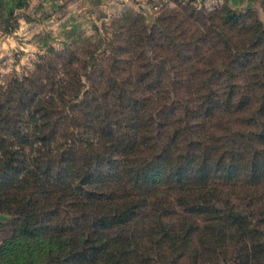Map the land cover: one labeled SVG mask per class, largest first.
I'll return each instance as SVG.
<instances>
[{"label": "trees", "instance_id": "trees-1", "mask_svg": "<svg viewBox=\"0 0 264 264\" xmlns=\"http://www.w3.org/2000/svg\"><path fill=\"white\" fill-rule=\"evenodd\" d=\"M104 27L0 81V264H264V26L186 6Z\"/></svg>", "mask_w": 264, "mask_h": 264}, {"label": "rangeland", "instance_id": "rangeland-1", "mask_svg": "<svg viewBox=\"0 0 264 264\" xmlns=\"http://www.w3.org/2000/svg\"><path fill=\"white\" fill-rule=\"evenodd\" d=\"M4 1L12 5L11 0ZM240 1L244 5H234L232 0H25V7L14 13L16 20L8 24L11 27L8 32L3 9L0 81L27 76L48 50L60 52L83 43L103 41L104 26L110 27L113 21L127 14L141 15L151 25L162 13L180 11L186 6L206 13L228 8L239 13L250 12L264 26V0ZM10 220L9 215L0 213V247L12 237Z\"/></svg>", "mask_w": 264, "mask_h": 264}, {"label": "crops", "instance_id": "crops-1", "mask_svg": "<svg viewBox=\"0 0 264 264\" xmlns=\"http://www.w3.org/2000/svg\"><path fill=\"white\" fill-rule=\"evenodd\" d=\"M250 1V3H251V0H249ZM232 3L234 4V5H239V4H242V5H244V3H242V1H240V0H232ZM245 4H247V3H245Z\"/></svg>", "mask_w": 264, "mask_h": 264}]
</instances>
